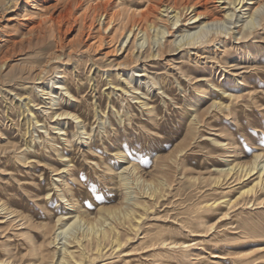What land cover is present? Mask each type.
<instances>
[{
    "label": "rangeland",
    "instance_id": "rangeland-1",
    "mask_svg": "<svg viewBox=\"0 0 264 264\" xmlns=\"http://www.w3.org/2000/svg\"><path fill=\"white\" fill-rule=\"evenodd\" d=\"M93 1L0 0V264H57L74 231L108 221L121 245L106 239L101 254L90 245L86 264H264V191L236 200L256 174L218 170L264 154V20L234 37L248 22L237 6L217 25L220 40L123 63L195 34V10L221 15L229 4L197 0L172 24L164 0L150 16L170 26L159 41L154 27L128 36L119 19L104 32ZM65 73L74 96L53 88ZM136 198L150 208L134 207L144 216L132 229L123 216Z\"/></svg>",
    "mask_w": 264,
    "mask_h": 264
},
{
    "label": "bare ground",
    "instance_id": "bare-ground-1",
    "mask_svg": "<svg viewBox=\"0 0 264 264\" xmlns=\"http://www.w3.org/2000/svg\"><path fill=\"white\" fill-rule=\"evenodd\" d=\"M73 1H75V0H73ZM225 1L228 2L229 6H225V10H224L225 12L221 13V15H220V13L219 14H215L214 11L211 12L209 10H204V11L195 10L194 11V13L188 18V19H190V21H192L191 23H196V25H197V27L195 29V34H192V36H189L188 38H186L183 41L180 40L179 42H174L175 39L170 40V42H168L169 44H166L167 43L166 41L163 44H161L162 43L161 42L160 45L156 49H151V48L147 49L146 48L148 50L147 52L143 51L142 49H138L137 50L138 55L135 54L136 56L135 55L131 56V54L134 52V51H132L131 53H127L125 55L124 60H122V62L123 63H127L129 61H138V60H140L141 57H147V56H154V55L161 56L168 50V48H170V51H177L178 49H182V47H185L186 45H188V46H198L199 42H204V43L206 42V44H210L212 42L218 41V40H220L223 37V35H224L223 32H225L226 30L224 28H221L223 26H220V28H219L217 25L218 24L219 25L220 24H223V25L225 24L226 25V23L229 22V19H231L234 16V12H232V10H236L237 6H242L243 9L248 13V15L246 14L247 15L246 19H248V22H246V24L245 23L240 24L239 29L237 28L238 32H235V34H231V32L228 31L229 34L233 35L234 37L239 38V35L236 36V33H240L242 35L241 37L250 36L251 34L255 33L256 32V28H257L256 27V17H258V16H261V24H263L262 21L264 20V0H248V1L247 0H225ZM93 2H94L92 4L93 8H95L96 10H97V8H100V9H103V11H106V13L103 12L107 16V20L105 21L106 23L104 22L105 26H103L104 30H105L104 32H106L109 28L110 29L114 28L115 27L114 22L116 20H118V19L122 21V28L124 30L128 31L127 32L128 36H130L131 33H133V36H134L135 35V30H137V29H138V33L143 31L142 35H144V34H146V31L148 30V28L154 27L155 30H156V33L154 35L156 36V38L159 41H161L162 37L166 34V32L167 31H171L170 30V26H168V24H166V25L164 24V26H157L158 24H156V22H154L152 20V18L150 17L151 13H154L155 5H157V4L162 5V2H164V0H94ZM124 3L128 4L130 7L133 6V5H136V8H133V9L132 8H130V9L129 8L128 9H118V8L115 7L117 5L124 4ZM63 4H66V3H63ZM195 4H197V0H171V3H167V7L166 8L169 9V8L172 7L171 11L175 12V14L172 16V21H171L172 24H176L179 21V19L182 16V14H183L182 13V9H180L181 8L180 6H183V9H185L186 7L188 9L189 7H192L193 5L195 6ZM70 5H71V3L68 4V6L66 5L65 9L67 10V8ZM109 6L111 7L112 10L108 9ZM103 13H102V15H103ZM100 18H102V17H100ZM191 19H193V20H191ZM143 20H145L147 22V24L142 23ZM192 26H194V25H192ZM179 27L180 26H178V28ZM226 28H229V27L227 26ZM147 34H148V31H147ZM187 36H188V34H187ZM142 37L146 38V35L142 36ZM104 40H105V36H103L102 33H99V34H96L94 36V40L90 44H93V46H95V44L98 43L96 45H99ZM133 40L134 41L136 40V36L134 37ZM155 41H157V40H155ZM143 42L141 43V45L139 47H142ZM135 46H137V45H135ZM55 57L56 58L61 57V53H57V54L56 53H52V54H50L49 58H55ZM44 69H46V68H40L38 70V72H37L38 75H39L38 77H40V75H41V73L43 72ZM37 73H36V75H37ZM138 75H144V74L141 73V74H138ZM66 77H67L66 73L62 74L60 76L61 79L58 80V81H55V84L53 85V88H55L57 90H61V91L65 90L66 92H68L69 95L74 96V94L71 92V87L69 88L66 85L67 84L66 83V81H67ZM155 81H156V79H155ZM128 84H130V83H128ZM135 86L133 85V87H135ZM138 87H135V88H138ZM160 88H161V86H160ZM136 95H138V94H136ZM136 95H134V96H136ZM136 97L139 98L141 96H136ZM138 98H137V100H138ZM141 103H142V101H141ZM144 103H145V101H144ZM146 104H148V102H146ZM225 106L229 107L228 105H225ZM56 113H58V112H56ZM65 113H67L68 115L71 114L70 111H68V112H59L58 114L61 115V114H65ZM72 116H74L75 118L79 117L76 114H72ZM59 128H60V130L62 129L61 127H59ZM260 157H261L262 160L260 159ZM260 160L262 161V163L264 162V154L256 153L254 161L252 160V162H250V163H243L241 161H237V162L233 163L232 165H230L227 168H221L220 167L218 169V170H220L219 172H221L219 176H222L223 173L226 176H229V175L234 176L236 174L237 178L243 179V180H245L247 178L249 179V177H251L252 175L256 174L254 182H252L253 184L250 185V186L242 187L240 189L239 195H237L236 200L239 199L240 197L245 199L244 196H246L248 194L255 195L257 193V191H258V187H259L260 190L264 191V163H263V165L259 166ZM119 177H120L119 184H120V186L122 188L125 189V188H128V187H130L132 185V184H130L131 180H130L128 175L121 174V175H119ZM139 177H137V179H139ZM118 180H119V178H118ZM219 180H220V177H219ZM215 182H216V180H215ZM221 182H222V179H221ZM246 183H248V182H246ZM156 186L158 187V185H156ZM151 188H153V186H151ZM159 189H160V186H159ZM142 190L143 189H141V191ZM148 190H147V194H149V196L150 195H154V189H153V191H148ZM155 190H156V188H155ZM142 192L144 194H146L145 193L146 191L145 192L142 191ZM125 197L129 199L130 198L129 197V193L126 192L125 193ZM138 205L142 206L144 208V210L150 208L146 203H142L140 200H137V198L134 200L132 208H131V205L128 206V207H130V211L128 210V211H126V213H124L123 220H126V219L129 220L132 229H135V228H137L140 225V221L139 220L141 218H143V216H144L143 215L144 213H139L138 212V215L136 214L137 210L134 207L138 206ZM62 214H61V216H62ZM74 216L76 218L73 221L68 223V221L70 220V219H68L67 221L64 222V225L67 224L68 227H69L77 219L81 218L78 215V213L76 215H74ZM67 217H69V216H66V218ZM58 220H61V218H59ZM133 220H135V222ZM105 221H108V220H105ZM119 229H118V225L116 223H114L112 221H110V222L108 221V223L105 226H103V225L101 227L99 226L98 229L96 228V229H90V230H82V231H79V232L78 231H74V233L70 236V238H68L65 241V243L62 246L59 247V249H58V258H57V260H55V262L57 264H86L85 260L87 258L93 259L88 254V247H90V245L94 244L96 253H100V254L103 251V248H104L103 247V244H104L103 242H104V240L106 241V239H108V240L111 239L112 242H116L117 243L116 245H121V241L119 239V232H118ZM163 241H165V240H163ZM72 247H78L79 258L76 255V251L77 250L72 249ZM6 261H7V263L11 262L10 260L9 261L6 260ZM13 264H15V263H13Z\"/></svg>",
    "mask_w": 264,
    "mask_h": 264
}]
</instances>
